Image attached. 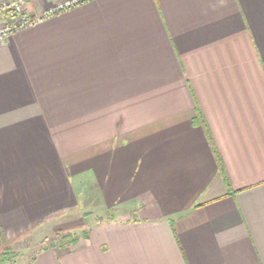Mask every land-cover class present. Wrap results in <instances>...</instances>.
Instances as JSON below:
<instances>
[{
	"label": "crops",
	"instance_id": "obj_1",
	"mask_svg": "<svg viewBox=\"0 0 264 264\" xmlns=\"http://www.w3.org/2000/svg\"><path fill=\"white\" fill-rule=\"evenodd\" d=\"M29 246L264 264V0H89L0 41V252Z\"/></svg>",
	"mask_w": 264,
	"mask_h": 264
},
{
	"label": "built area",
	"instance_id": "obj_2",
	"mask_svg": "<svg viewBox=\"0 0 264 264\" xmlns=\"http://www.w3.org/2000/svg\"><path fill=\"white\" fill-rule=\"evenodd\" d=\"M45 1L47 5L40 14L28 13V5L33 2ZM89 0H5L0 2V15L6 17L4 23L0 24V41L5 42L7 38L19 32L23 28L32 27L45 21V19L57 16V14L82 5ZM42 251V250H41ZM39 251V252H41Z\"/></svg>",
	"mask_w": 264,
	"mask_h": 264
},
{
	"label": "rangeland",
	"instance_id": "obj_3",
	"mask_svg": "<svg viewBox=\"0 0 264 264\" xmlns=\"http://www.w3.org/2000/svg\"><path fill=\"white\" fill-rule=\"evenodd\" d=\"M102 221L99 217L97 218V221ZM46 241H42L39 246L35 249L34 246L24 247L25 249H16V252L10 251L9 253H0V264H12L17 263V260H19L21 257L25 261L28 259L29 252H32V250L35 249L36 253H39V251L43 250L44 246H46ZM23 263V261H22Z\"/></svg>",
	"mask_w": 264,
	"mask_h": 264
},
{
	"label": "trees",
	"instance_id": "obj_4",
	"mask_svg": "<svg viewBox=\"0 0 264 264\" xmlns=\"http://www.w3.org/2000/svg\"><path fill=\"white\" fill-rule=\"evenodd\" d=\"M221 172L224 173L222 167H221ZM9 252H10L9 248H3V251L0 253H9Z\"/></svg>",
	"mask_w": 264,
	"mask_h": 264
}]
</instances>
